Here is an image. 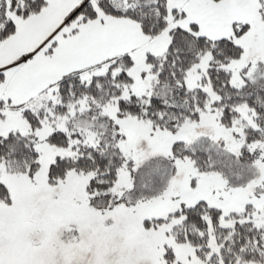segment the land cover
<instances>
[{"label":"snow or ice","instance_id":"6c2138e0","mask_svg":"<svg viewBox=\"0 0 264 264\" xmlns=\"http://www.w3.org/2000/svg\"><path fill=\"white\" fill-rule=\"evenodd\" d=\"M0 264H264V0H0Z\"/></svg>","mask_w":264,"mask_h":264}]
</instances>
